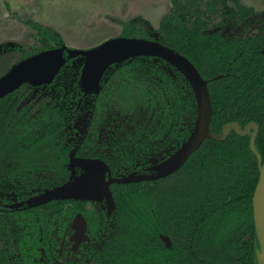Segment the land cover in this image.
<instances>
[{"label":"trees","instance_id":"1","mask_svg":"<svg viewBox=\"0 0 264 264\" xmlns=\"http://www.w3.org/2000/svg\"><path fill=\"white\" fill-rule=\"evenodd\" d=\"M230 1L234 8L228 16L237 23H246L255 14L240 0ZM222 6L223 0H172V10L157 30L159 41L189 59L209 81L214 134L234 122L244 129L251 123L260 127L256 145L264 162V23L250 34L245 32L248 23L231 34L211 33L215 22L225 18ZM28 24L36 33L35 44L17 49L20 60L65 45L53 29L34 21ZM121 36L154 40L143 19L123 23ZM165 65L153 58L136 59L111 75L93 104L94 125L105 113L125 119L127 139L110 156L89 145L97 134L91 128L80 155L87 152L86 157L114 168V160L130 164L143 152H151L152 140L168 147L188 139L197 119L196 98L185 78L177 73L174 80L163 70ZM74 85L78 87V82ZM13 97L0 101V174L9 154L40 155V148L54 145L56 131H65L74 110L73 99L67 96L61 98L62 109L54 102V108L47 110L46 123L31 119L25 111L8 119L13 112L6 110ZM57 123L63 128H56ZM12 147L16 151H8ZM61 148L66 161L68 149ZM68 174L64 167L63 175ZM260 176L251 137L232 132L222 142L206 140L169 178L114 185L115 227L96 256L97 264H260L253 207ZM79 204L58 201L42 209L0 211V264H35L41 245L36 233L41 229L47 239L51 224L70 216ZM161 235L171 239V248Z\"/></svg>","mask_w":264,"mask_h":264},{"label":"flooded vegetation","instance_id":"2","mask_svg":"<svg viewBox=\"0 0 264 264\" xmlns=\"http://www.w3.org/2000/svg\"><path fill=\"white\" fill-rule=\"evenodd\" d=\"M232 8H234V6ZM232 8H230V10ZM228 13L225 18H221L217 20L213 28L218 24L226 28L230 27V29H228V34H231L234 31L244 28L246 26V23H248L249 29H247L245 32L246 34L247 33L250 34L251 31L257 32L258 26L264 23V18L258 20L255 19V17L257 16L256 12L250 19L247 20L246 23H241V24L237 23L236 20L229 18ZM29 21H34V20H28L27 24ZM216 29L220 30L219 27ZM218 32L223 35L227 34V33H223L222 30L214 33H218ZM119 37H123V36L120 35ZM153 39L154 40L151 41L160 42L159 37L158 39L155 38ZM63 47H67V46L64 45ZM65 56L67 58L68 55L66 54ZM146 58H153V57H137L134 59L127 60L120 64L112 65L108 70H106L104 74V77L101 82V90L99 94H86L81 86V74L85 63L80 67L78 72V75L80 74V76L77 79L78 77L77 75L70 91L63 89L62 87H59L61 85L58 86V81L65 74L66 70L74 66L73 64H75L77 60L83 59L80 57L71 60L67 59L66 64L62 67V69L60 70V72L58 73V75L55 77L54 81L51 84H44L41 86L24 84L19 89L8 95L10 96L14 94L12 103L10 107L6 110L8 113L13 112L8 116V119H11L12 117L14 118L15 116H20L21 112L25 111L26 116L29 115L31 119H38L40 124L46 123V120L48 118V115L46 114L47 110L54 108L53 106L54 102L56 107L62 109L61 98L67 96L72 97L73 99L72 109L74 110H73V114L67 118V121L69 123L68 125H66L67 127L65 131L63 130L56 131V137L55 140L53 141L54 145L40 148L39 149L40 155L25 153L19 157L17 154L12 153L9 154V156L6 158V161L3 162L4 165L3 173L0 174V211L3 212L19 211L24 208H27V205H25L20 209H11L9 208V206L14 204L24 203L33 198H36L44 194L47 190H52L56 187L64 185L65 183H68L72 179V177H82L83 175L86 174L85 163H82L81 162L82 160L84 161L100 160L104 162L108 167V170L107 169L104 170V174L107 181L111 179H122L129 177L131 175H135V176L153 175L155 174L153 168L159 166L160 164L168 160L187 141V140L185 142L182 141L184 143L173 142L171 145L166 147L162 141L156 139L152 140L153 145L151 146H153L154 149L151 152L149 151L143 152V155L141 156L139 155L140 158L132 160L130 164L127 163L126 161L122 163L121 162L116 163L114 158H112V160H114L113 164H116L113 166L114 168H112L111 165L108 164L106 161H103L101 159L86 157L85 154H87V152L80 155L79 150L82 144L87 139L90 140L88 135L91 133V128L92 129L96 128L97 134L93 137L92 144L89 145L101 151L102 153H106L107 155L110 156L113 155V148L115 146L117 147L121 145V142L127 139V131H128L127 128L129 127V125L126 123L125 119H119L118 117H115L110 113H105L99 117L96 125H94L95 113L93 110V104H95V102L101 96L104 89V85L108 82L109 78L113 73H115L119 68L124 66L126 63L132 62L136 59H146ZM153 59L155 60V62L163 61L158 58H153ZM23 60H20V58H18V61L14 63L9 69H7L6 70L7 72L5 74L4 73H2L3 75L1 74L2 76L0 77V79L3 76H5L14 66L19 64ZM165 63L167 64V66L165 65L163 67V70L166 71L174 80L178 79L177 73H180L185 78V76L181 72H179L176 68L172 67L167 62ZM185 80L188 82L186 78ZM76 81L78 82L77 85L78 87L74 85ZM188 84L190 88H192L189 82ZM41 87L44 88L48 87L51 89L58 87L56 89L57 93L51 95V93L49 92L50 94H48V96L42 97V101L29 103L28 100L29 97H27L29 93L27 91L29 90L30 92L33 93L34 90ZM3 99L4 98L0 99V101ZM84 109L87 110L86 113H88L87 114L89 118L87 122L88 124L86 125L87 127L84 130L85 131L84 134L81 137L76 138L75 125L78 119H80L81 117L80 115ZM60 117L61 116H50V119H59ZM184 120L188 121L189 120L188 116L187 117L185 116ZM56 128H63V125L57 123ZM104 134H106L105 139L103 137ZM175 144H177V147H175ZM63 145L68 149L67 160H66L67 162L63 159V148H61L63 147ZM8 151L14 152L16 151V149L12 147L11 149H8ZM110 156H106V157L110 158ZM26 160L28 162H25ZM64 167L67 169L69 173L67 177L63 175ZM71 167L73 168V171L71 170ZM47 176H51V178L47 179ZM159 180H163V179H159ZM156 181H142V182H156ZM30 184H33V187H28ZM116 184L118 183H112L110 185L113 199L115 201L114 209L109 203V198L107 196H103L100 200H94V201L93 200L90 201L55 200L44 205L32 207L35 209L37 208L42 209L43 207L46 208L45 206L49 204L51 206L55 205L58 201L68 202L69 206H71L73 202H80L77 211H72L70 213V216L65 217L61 220H56L51 224L50 229L47 232L49 233L47 239L44 238L41 229H40L41 231L40 233H36V236L38 237L39 243H41V245L38 247L37 250L39 252V257L37 259H34V263L35 264H97L96 256H100V251L103 249L104 245L106 244L107 240L110 237V234L112 233L115 227L117 205L113 192V186ZM78 217L84 219V222L83 220L82 221L80 220L79 222L80 224L79 230H83L84 228L85 235L84 234L79 235L78 230L75 229L74 227Z\"/></svg>","mask_w":264,"mask_h":264},{"label":"water","instance_id":"3","mask_svg":"<svg viewBox=\"0 0 264 264\" xmlns=\"http://www.w3.org/2000/svg\"><path fill=\"white\" fill-rule=\"evenodd\" d=\"M262 53L264 55V50ZM66 54L68 55L67 58ZM80 57L85 60L81 74V86L86 94L100 93L104 74L114 64H120L137 57H153L167 62L185 76L194 92L197 102V119L193 131L187 141L168 160L153 168L155 172L153 175H131L126 178L107 181L104 170H108V167L104 162L82 160L86 170V174L82 177H72L68 183L62 186L47 190L36 198L11 205L9 208L20 209L25 205L32 208L55 200L94 201L107 196L114 209L115 201L110 189L112 183L130 184L170 177L189 161L206 140L222 142L227 140L232 132H235L241 137H251V149L257 156L261 169L260 180L253 198V207L258 240L262 249L258 253V259L260 264H264V162L256 145L260 127L256 123H251L244 129L239 123L234 122L225 126L221 134H214L211 131L214 110L209 81L202 77L189 59L174 49L158 41L118 37L91 50H71L67 47L47 50L23 60L0 79V99L5 98L24 84L33 86L51 84L66 64L67 59ZM71 170L73 171L72 167ZM80 220L84 222L83 218L78 217L74 227L78 230L79 235H85L84 228L79 230ZM161 239L168 248L172 247V241L168 236L161 235Z\"/></svg>","mask_w":264,"mask_h":264},{"label":"rangeland","instance_id":"4","mask_svg":"<svg viewBox=\"0 0 264 264\" xmlns=\"http://www.w3.org/2000/svg\"><path fill=\"white\" fill-rule=\"evenodd\" d=\"M240 2L255 9V19L264 18V0ZM233 6L232 1L223 0L224 17ZM171 10L172 0H0V75L18 61L17 49L35 44L36 33L27 24L28 20L58 32L70 49L89 50L119 37L123 23L141 19L147 24L151 37L158 39L159 24ZM218 27L223 33L230 29L218 24L212 33L220 31ZM84 61L79 59L68 68L58 86L70 91ZM57 88L41 87L33 93L28 90L29 103L42 101V97L50 93L56 94ZM86 112L84 109L76 122V138L81 137L87 127ZM49 178L51 176H47Z\"/></svg>","mask_w":264,"mask_h":264}]
</instances>
